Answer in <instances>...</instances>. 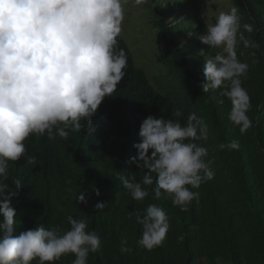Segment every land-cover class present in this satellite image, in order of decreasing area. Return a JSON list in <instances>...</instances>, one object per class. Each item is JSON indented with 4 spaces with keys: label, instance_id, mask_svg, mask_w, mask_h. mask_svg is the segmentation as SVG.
Returning <instances> with one entry per match:
<instances>
[{
    "label": "trees",
    "instance_id": "16d2710c",
    "mask_svg": "<svg viewBox=\"0 0 264 264\" xmlns=\"http://www.w3.org/2000/svg\"><path fill=\"white\" fill-rule=\"evenodd\" d=\"M145 5L163 42L165 78L151 81L119 34L117 48L128 57L126 74L113 96L105 97L92 124L85 122L81 131L66 129L67 139L31 134L24 141L25 156L8 162L7 179H0L8 183L6 195L17 191L14 180L23 184L10 201L16 235L40 226L63 233L70 228L66 217L72 215L86 219L87 230L100 239L87 264H199L203 258L208 264H264V0H234L241 31L259 45L246 48L240 43L236 48L239 60L248 65L247 77L241 79L251 102L247 115L252 126L243 135L229 119L232 106L219 95L222 89L204 93L200 87L206 78L199 52L215 55L220 50H209L198 39L206 29L195 2L149 0ZM244 24L253 31H245ZM173 109L182 113V122L195 113L208 126V140L198 143L208 150L214 176L198 188L189 186L198 196L187 211L171 199H156L155 182L144 186L149 195L143 201L134 200L122 185V177L139 181L144 174L131 162L143 120L149 115L172 118ZM231 140L238 149L219 147ZM81 192L86 203L77 201ZM100 202L106 207L97 211ZM149 204L163 208L170 225L162 244L151 251L138 243L142 226L134 215L143 214ZM124 241L128 252L121 251ZM75 259L68 253L54 264H73Z\"/></svg>",
    "mask_w": 264,
    "mask_h": 264
},
{
    "label": "clouds",
    "instance_id": "9594fccd",
    "mask_svg": "<svg viewBox=\"0 0 264 264\" xmlns=\"http://www.w3.org/2000/svg\"><path fill=\"white\" fill-rule=\"evenodd\" d=\"M135 5L149 0H133ZM128 0H0V179H7L9 161L25 156L24 141L31 134L47 133L67 139L69 132L81 131L92 124L105 97L113 96L125 76L128 57L117 48L122 31L123 5ZM155 7V5H153ZM243 29L252 32L250 24ZM198 39L215 55L201 50L206 82L204 93L221 90L219 95L231 103L230 121L243 135L252 123L247 115L250 97L242 87L248 65L239 60L237 45L256 48L241 31L239 9L219 12L215 22L206 20V32ZM223 101H221L222 103ZM182 113L173 109L172 118L149 115L141 124L137 155L131 162L143 172L122 177L123 187L136 201L149 192L144 186L155 182V198L172 200L174 206L187 211L198 194L190 190L214 176L208 150L199 141L208 140V126L195 113L182 122ZM175 117L176 119H174ZM91 130V129H90ZM221 149H238L231 140ZM34 162L33 159L28 160ZM155 174V181L153 179ZM17 191L9 195L8 183H0V264H54L64 254H74L73 264H87L89 253L100 247L94 231H88L86 219L66 217L70 228L61 233L56 227H34L16 235V212L10 201L23 187L14 180ZM99 196V190L96 189ZM118 198V197H117ZM79 203H86L81 192ZM106 207L96 204L97 211ZM131 215V214H130ZM142 226L139 245L151 251L160 246L169 230L165 210L149 204L144 213H135ZM121 251L128 252L123 247ZM199 264H208L201 259Z\"/></svg>",
    "mask_w": 264,
    "mask_h": 264
},
{
    "label": "rangeland",
    "instance_id": "374dc122",
    "mask_svg": "<svg viewBox=\"0 0 264 264\" xmlns=\"http://www.w3.org/2000/svg\"><path fill=\"white\" fill-rule=\"evenodd\" d=\"M197 5L205 29L206 20L215 22L219 12H227L234 6V0H193ZM124 19L122 22V35L131 50L137 66L142 68L149 79L166 76V66L163 62V42L154 16L145 4L135 5L133 0L123 5ZM171 18L168 23L171 24ZM173 23V22H172ZM228 264V263H222Z\"/></svg>",
    "mask_w": 264,
    "mask_h": 264
}]
</instances>
